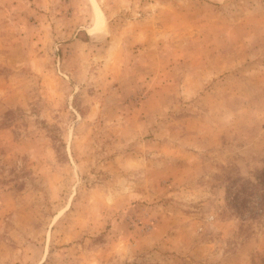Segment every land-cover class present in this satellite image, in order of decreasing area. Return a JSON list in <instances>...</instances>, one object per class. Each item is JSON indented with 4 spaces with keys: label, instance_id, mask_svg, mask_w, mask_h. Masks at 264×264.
Masks as SVG:
<instances>
[{
    "label": "rangeland",
    "instance_id": "1",
    "mask_svg": "<svg viewBox=\"0 0 264 264\" xmlns=\"http://www.w3.org/2000/svg\"><path fill=\"white\" fill-rule=\"evenodd\" d=\"M0 264H264V0H0Z\"/></svg>",
    "mask_w": 264,
    "mask_h": 264
},
{
    "label": "bare ground",
    "instance_id": "2",
    "mask_svg": "<svg viewBox=\"0 0 264 264\" xmlns=\"http://www.w3.org/2000/svg\"><path fill=\"white\" fill-rule=\"evenodd\" d=\"M97 11V10H96ZM99 23H100V19H99Z\"/></svg>",
    "mask_w": 264,
    "mask_h": 264
}]
</instances>
